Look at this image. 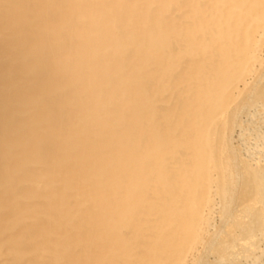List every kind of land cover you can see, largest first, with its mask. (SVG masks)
Masks as SVG:
<instances>
[{"label": "bare ground", "instance_id": "6f19581e", "mask_svg": "<svg viewBox=\"0 0 264 264\" xmlns=\"http://www.w3.org/2000/svg\"><path fill=\"white\" fill-rule=\"evenodd\" d=\"M206 252L264 255V0H0V264Z\"/></svg>", "mask_w": 264, "mask_h": 264}, {"label": "rangeland", "instance_id": "374dc122", "mask_svg": "<svg viewBox=\"0 0 264 264\" xmlns=\"http://www.w3.org/2000/svg\"><path fill=\"white\" fill-rule=\"evenodd\" d=\"M242 120L243 121V125L247 126L248 125V129L250 128L249 126H253L252 124V118H250L249 116H247V114L243 111L239 112L237 114V121ZM238 123V122H236ZM240 132V128L238 126L235 127V130L233 131V136L232 139L230 141V144H228V147L233 149V154H234V158L235 161L238 165V162L240 159H242V153H244L245 149L243 147H245L246 145L241 144V142L239 141V136L238 133ZM256 134V132H253V136ZM253 150V149H251ZM209 252L205 253V256L203 259H201V263L200 264H208V259H210V257H208ZM211 255V254H210ZM213 255V254H212ZM244 262H237V260H231V264H243ZM180 264H186L185 260L184 262H181ZM188 264V263H187ZM210 264H213L210 262ZM224 264H229V263H224ZM251 264H264V255L260 258L259 261L255 262V263H251Z\"/></svg>", "mask_w": 264, "mask_h": 264}]
</instances>
